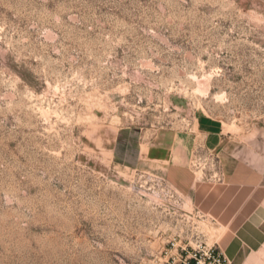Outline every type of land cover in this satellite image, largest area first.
Wrapping results in <instances>:
<instances>
[{
  "label": "rangeland",
  "instance_id": "obj_1",
  "mask_svg": "<svg viewBox=\"0 0 264 264\" xmlns=\"http://www.w3.org/2000/svg\"><path fill=\"white\" fill-rule=\"evenodd\" d=\"M202 114L264 144V0H0V264L217 246L199 146L173 178L113 156L120 131L182 140Z\"/></svg>",
  "mask_w": 264,
  "mask_h": 264
},
{
  "label": "crops",
  "instance_id": "obj_2",
  "mask_svg": "<svg viewBox=\"0 0 264 264\" xmlns=\"http://www.w3.org/2000/svg\"><path fill=\"white\" fill-rule=\"evenodd\" d=\"M192 124L182 140L159 132L143 142L141 132L120 131L113 156L173 178L199 146L197 156L208 165L198 178L186 175L191 204L222 228L216 243L230 264H264V144L243 141L211 115Z\"/></svg>",
  "mask_w": 264,
  "mask_h": 264
},
{
  "label": "built area",
  "instance_id": "obj_3",
  "mask_svg": "<svg viewBox=\"0 0 264 264\" xmlns=\"http://www.w3.org/2000/svg\"><path fill=\"white\" fill-rule=\"evenodd\" d=\"M183 264H230V262L217 246H210L188 252Z\"/></svg>",
  "mask_w": 264,
  "mask_h": 264
}]
</instances>
